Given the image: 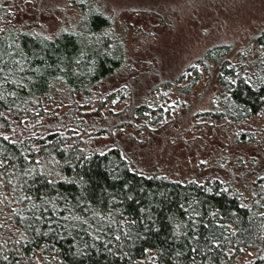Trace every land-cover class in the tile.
I'll return each instance as SVG.
<instances>
[{"label": "trees", "instance_id": "obj_1", "mask_svg": "<svg viewBox=\"0 0 264 264\" xmlns=\"http://www.w3.org/2000/svg\"><path fill=\"white\" fill-rule=\"evenodd\" d=\"M40 1L0 0V264H264V29L235 62L223 44L186 68L175 91L213 75L207 114L227 137L203 177H170L141 171L120 142L91 145L83 117L127 63L122 35L104 34L111 19L95 8L86 30L51 29Z\"/></svg>", "mask_w": 264, "mask_h": 264}, {"label": "rangeland", "instance_id": "obj_2", "mask_svg": "<svg viewBox=\"0 0 264 264\" xmlns=\"http://www.w3.org/2000/svg\"><path fill=\"white\" fill-rule=\"evenodd\" d=\"M39 7L41 23L48 28L81 31L97 8L115 28L104 34L123 37L125 70L98 85L95 91L104 105L97 111L92 104V113L83 117L87 127L92 126L87 130L92 147L105 149L120 142L141 171L170 177L190 171L203 177L211 169V158L220 155L228 128L222 118L213 120L207 114L219 86L203 70L186 90H175L192 82L186 68L207 48L228 45L229 58L237 60L264 29V0H41ZM181 76L184 82L178 84ZM113 90H123L125 102L108 100ZM164 94L170 96L160 99ZM165 101L171 110L163 112L157 107ZM140 105L147 107V118L136 112ZM260 119H250V125L261 124ZM227 150L229 156L236 152L228 145ZM222 163L225 167L227 160Z\"/></svg>", "mask_w": 264, "mask_h": 264}]
</instances>
